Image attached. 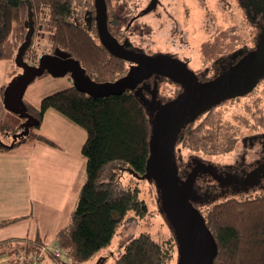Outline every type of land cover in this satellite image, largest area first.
<instances>
[{
	"label": "trees",
	"instance_id": "1",
	"mask_svg": "<svg viewBox=\"0 0 264 264\" xmlns=\"http://www.w3.org/2000/svg\"><path fill=\"white\" fill-rule=\"evenodd\" d=\"M81 2L30 0L34 33L39 35H33L24 60L29 62L30 53L34 55L37 51L34 38L37 43L49 45L51 50L57 48L68 53L95 81H113L126 71L125 62L113 57L108 60L107 51L102 46L78 26L65 23ZM26 17L25 0H0V60L7 61L11 66L7 73L9 78L17 74L14 56L24 39ZM3 88L0 89L1 97ZM25 105L39 124L43 114L53 110L85 132L80 147V155L85 160V177L70 222L54 236L53 247L63 254L56 259L48 258L52 264H89L110 245L129 212L139 217L147 213V206L138 198V191L123 185L125 174L134 178L123 171L125 168L138 175L144 173L150 132L145 109L131 91L94 98L78 92L74 87L43 97L38 108ZM22 122L16 115L5 111L0 120V137L10 136L11 142V135L18 131ZM33 128L24 140L16 141L11 147L0 140V152L34 141L57 147L52 139L33 133ZM196 129L187 126L179 136L177 146L197 149L199 145H205L208 141L203 140L209 137L199 139ZM150 187L153 189L152 185ZM204 213L206 225L218 247L213 264H264V195L231 198L205 208ZM23 218L1 220L0 228ZM44 244L39 235L34 238H8L0 241V256L6 255L13 261L20 254H36ZM173 244L176 260L174 240L160 244L142 233L128 238L118 256L114 258L111 254V264H170ZM109 257L104 256L106 260Z\"/></svg>",
	"mask_w": 264,
	"mask_h": 264
},
{
	"label": "water",
	"instance_id": "2",
	"mask_svg": "<svg viewBox=\"0 0 264 264\" xmlns=\"http://www.w3.org/2000/svg\"><path fill=\"white\" fill-rule=\"evenodd\" d=\"M25 3L26 32L14 56V65L20 72L4 85L1 97L3 108L23 122L18 131L11 135V142L7 146L11 147L16 141L24 140L30 129L39 125V121L28 113L23 95L27 86L45 73L52 77L69 75L72 87L94 98L131 91L144 107L148 118V158L142 175L126 168L123 171L152 185L157 210L176 246L174 264H213L218 247L201 213V206L198 205L196 179L205 173L221 183L223 178L213 175L215 169L212 165L200 162H196L185 175H180L176 156L177 141L183 130L199 116L226 100L251 93L257 83L264 79V26L260 28L253 50L213 79L200 82L186 63L168 54L159 52L147 55L125 49L107 30L105 0H94L100 45L111 56L132 63L123 76L113 81L95 82L77 60L57 48L52 54H41L36 64L25 62L24 54L35 32L30 0H25ZM151 76L168 78L178 84L181 90L174 98L162 102L157 97L155 83L151 90L147 89L150 97L146 98L139 85ZM104 262L105 259L101 257L95 264Z\"/></svg>",
	"mask_w": 264,
	"mask_h": 264
},
{
	"label": "rangeland",
	"instance_id": "3",
	"mask_svg": "<svg viewBox=\"0 0 264 264\" xmlns=\"http://www.w3.org/2000/svg\"><path fill=\"white\" fill-rule=\"evenodd\" d=\"M237 4V0H178V20L181 29L187 35L185 55H191L190 65L192 68L200 69L206 66L212 57L226 53L235 48L234 46L249 45V42H252L256 31ZM33 44L37 51L34 55L30 53L29 62H27L29 64H35L41 54L39 49L41 46L34 38ZM9 66L7 61L0 60V86L1 84L6 85L10 80L8 75H5L8 68H11ZM16 71L19 73L20 69ZM69 87H72L69 75L52 77L43 74L27 86L23 101L38 106L43 97ZM162 94L164 95L163 92ZM5 111L0 94V120ZM50 113L58 118L48 116L43 122H40L38 127H34L32 132L48 136L62 148L77 153L75 157L81 159L80 165H76L75 168L72 159L69 162L57 159L56 163L50 165L45 157L34 156L33 171L15 173L7 171L3 166L4 162H0V208L1 214L5 217L24 216L26 218L35 212L41 216V219L55 215L58 216L59 224L63 227L70 222L71 213L85 177V161L80 155V146L85 139V132L56 112L50 110ZM263 125L264 81L259 84L254 95L218 106L197 120V125H194L193 129L197 127L196 136L199 139L209 137L203 140V142L208 141L205 145L201 144L197 149H183L179 145L176 149H180L184 158L194 156L208 161L222 160L228 154L224 153L234 137L250 134L254 127L257 131H262ZM9 137L3 135L0 140L9 144ZM26 144L20 143L4 152H20L19 149L26 148ZM75 162L77 161L75 160ZM58 163H62V165ZM58 165H60L59 168H57ZM63 166L65 168H61ZM79 177H81V185L78 183ZM123 185L138 191V198L146 204L147 213L145 216L139 217L132 211L129 212L117 229L110 245L99 252L89 264H95L98 259L104 258L106 255L110 257L107 260L104 258V264H111L113 261L111 254L114 258L118 256L122 251L123 243L128 238L142 233L148 234L160 244L173 241L165 221L157 210L155 192L154 189H151L150 184L130 178L125 174ZM213 205L201 206L202 215L205 214V208ZM42 227L47 230L45 240L50 248L54 245V233L48 230L49 226L46 228L42 225ZM34 229L33 227V232ZM13 234L21 233L15 231ZM4 235L1 233L0 238H4ZM174 263L175 249L170 264ZM41 264H52V261L46 257Z\"/></svg>",
	"mask_w": 264,
	"mask_h": 264
},
{
	"label": "flooded vegetation",
	"instance_id": "4",
	"mask_svg": "<svg viewBox=\"0 0 264 264\" xmlns=\"http://www.w3.org/2000/svg\"><path fill=\"white\" fill-rule=\"evenodd\" d=\"M177 3L178 0H105L107 30L127 50L147 55L160 52L179 59L186 63L200 82L213 79L255 48L257 35L260 28L264 26V0H237V5L243 15L256 31L252 42H249V45L234 46L235 48L226 53L212 57L208 64L200 69L192 68L190 65L191 55H185L187 35L180 27ZM95 13L94 0H82L65 23L78 26L100 45ZM35 35L38 37L37 33ZM38 44L41 46V48L39 47L41 54L54 52L49 48V45L41 42ZM107 55V59L111 60L113 56L108 53ZM124 62L126 71L119 77L123 76L132 65L130 62ZM86 74L95 81L92 75L88 72ZM262 81L264 79L257 83L251 93L226 100L218 106L254 95ZM155 83L157 97L162 102L174 98L181 90L178 84L168 78L151 76L139 85L146 98L150 97L147 89L151 90ZM208 113L209 111L199 116L190 126L197 125V120ZM262 127V131H257L254 127L250 134L234 137L224 153L228 154L222 160L208 161L194 156L184 158L180 149H176L180 175H185L196 165V162H200L212 165L215 169L213 175L223 178L221 183L214 180L208 173L200 174L197 177L198 205L207 207V205L210 206L231 198L246 199L264 195V125Z\"/></svg>",
	"mask_w": 264,
	"mask_h": 264
},
{
	"label": "crops",
	"instance_id": "5",
	"mask_svg": "<svg viewBox=\"0 0 264 264\" xmlns=\"http://www.w3.org/2000/svg\"><path fill=\"white\" fill-rule=\"evenodd\" d=\"M8 71H9V68L5 72V75H7ZM2 86L3 85L1 84L0 89ZM30 105H32L35 108L39 107V105L38 106H35L33 104H30ZM2 116H3V113H2ZM48 116L54 117L55 119L58 118L55 115H53V113H50V110H47L43 114L41 122H43L44 119L48 118ZM57 120L60 121V119H57ZM46 137H48V136H46ZM48 138H50V137H48ZM54 142L56 143V141H54ZM25 143H27L26 148H23L21 150L19 149L20 152H17V153H10L11 151L0 152V162H2V161L4 162L3 166H4V168L7 169V171H14L15 173H17L18 171H22V172H27L28 170L33 171V169H34V167H33L34 156L45 157L50 162V165L52 163H56L55 161L57 159H59V161L61 159V160H65L68 162L70 159H72L75 168H76V165L79 166L81 163V159H79V157H77V158L75 157L77 153L69 151L68 149L66 150V149L62 148V146L58 145L57 143H56L57 147H55V148L46 146L45 144L38 142V141L25 142ZM2 153H4V154H2ZM75 160L77 162H75ZM58 164L62 165V163H58ZM0 165H1V163H0ZM24 165H25V167H24ZM60 165H58L57 168H59ZM61 168H65V166H63ZM0 171H1V169H0ZM78 183H79V185H81V177H79ZM68 185H70V184H68ZM68 185H66V186H68ZM9 218H13V217L3 216L1 214V208H0V221L5 220V219H9ZM59 223H60V220H59L58 216L49 215L47 218L42 217V219H41V216L37 212H35L30 217H26V218L24 217L22 220H20L17 223H14V224L8 225L6 227L0 228V234L1 233L5 234L4 235L5 237L0 238V241L8 239V238H24V237L34 238V237L39 235L41 237V240L46 244L45 239H46V231L47 230L43 229L42 225L46 226V228H47V226H49L48 230L52 231L54 233V236H55L57 231L60 228H62V226H60ZM33 227L35 228L34 232L32 231ZM15 231H20L21 234H16V235L13 234Z\"/></svg>",
	"mask_w": 264,
	"mask_h": 264
},
{
	"label": "built area",
	"instance_id": "6",
	"mask_svg": "<svg viewBox=\"0 0 264 264\" xmlns=\"http://www.w3.org/2000/svg\"><path fill=\"white\" fill-rule=\"evenodd\" d=\"M62 251L56 247H48L47 244L40 247V250L36 254H20L15 260L10 261L6 255L0 256V264H41L46 257L52 259L62 256Z\"/></svg>",
	"mask_w": 264,
	"mask_h": 264
}]
</instances>
